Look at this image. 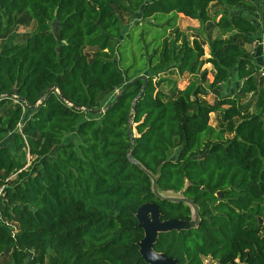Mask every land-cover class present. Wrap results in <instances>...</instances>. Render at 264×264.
<instances>
[{
	"label": "trees",
	"instance_id": "obj_1",
	"mask_svg": "<svg viewBox=\"0 0 264 264\" xmlns=\"http://www.w3.org/2000/svg\"><path fill=\"white\" fill-rule=\"evenodd\" d=\"M216 3L222 36L209 57L198 37L177 32L154 51L146 83L133 81L142 72L123 67L117 9L143 20L174 15L173 27L178 14L211 21ZM255 9L251 0H0L1 36L20 15L35 21L24 42L0 46V112L8 107L0 116V254L10 264H148L138 208L154 202L163 220L191 219L190 206L157 198L150 176L130 162L132 115L133 158L161 192H182L200 207L197 228L160 233L154 249L179 264H264V76L244 49L264 33L247 11ZM206 64L214 90L237 74L238 91L206 102ZM169 69L195 79L169 96L161 86L171 80L154 76ZM71 133L78 146L64 140Z\"/></svg>",
	"mask_w": 264,
	"mask_h": 264
},
{
	"label": "rangeland",
	"instance_id": "obj_2",
	"mask_svg": "<svg viewBox=\"0 0 264 264\" xmlns=\"http://www.w3.org/2000/svg\"><path fill=\"white\" fill-rule=\"evenodd\" d=\"M262 1L263 0H259V4L263 3ZM223 9L224 6L222 3L212 4L210 7L212 19L211 21L204 24L200 23L196 19H191L184 16L183 14H178V16L175 18L176 23L173 27H170V24H172L170 23V20H172L174 15L163 16L159 19L152 18L150 20H143V18L138 13H124L117 9V13L122 23L123 35L125 36L122 41V45L125 46V48H123V51L125 52L124 57H126V61H124L125 66L123 67L129 68L131 74L140 69V71L142 72L141 76L148 77L153 75V73L151 72L150 60L154 55V51L161 44L164 37H176L177 32L187 34L190 39H192L194 36L198 37L201 41L204 42L205 57H209L211 42L214 39L222 36L221 31L217 27V22L220 19L221 15L224 13ZM247 11L249 13L257 12V7L254 11ZM30 19L31 18L29 17V15L25 14L22 22H25L27 20L28 23H26L27 27L24 30L22 29V31H19V28L17 27L14 28L11 32L5 33L4 36H1L0 34V44L3 42H24L30 34L34 33L33 26L29 24ZM256 20L258 19L256 18ZM53 22L54 21H52V23ZM256 22L260 26H263L262 24H264V13L263 19L261 21L262 23L259 20ZM263 35L264 33L262 31L259 32V34L257 35L258 37H256L255 41L251 43L253 44V46L261 47L262 51ZM3 38L4 40H2ZM248 45L250 44H244V49L246 52H249L247 50L249 48ZM95 50V48H86V51L91 54ZM120 52L121 50H119L118 57L123 58V55ZM203 68H208L206 78L203 81L204 86H206L207 90L209 91L208 94L204 97V100L206 102L213 104L217 102L219 95H233L238 91L240 85L242 84V81L238 78L237 74H233V76L228 81L220 84L219 87L214 90L210 86L214 79L212 65L206 64ZM261 72H263L262 69ZM154 76L156 77V79L166 78L168 80H171L165 82L161 86V89L169 96L173 95L175 88L178 90L183 89L191 80L195 79V77L190 74H184L183 76H180L174 69H169L160 73H154ZM118 92L119 90H116L111 94L105 95L101 100L102 107L108 104L118 94ZM255 100L256 98L251 97V95H248L245 99V101L251 103L250 111H256V107L254 104ZM7 108L8 107H5L0 112V116H2L6 112ZM210 123L213 126H219V115L216 113H212L210 116ZM64 140L66 142L73 140L77 146L80 143V139L75 133L66 134ZM262 223L264 225V220ZM262 234L264 235V226L262 229ZM0 264H10V256L8 253L0 254ZM204 264L217 263L213 261V259L211 260L209 257L204 260ZM236 264L241 263L237 261Z\"/></svg>",
	"mask_w": 264,
	"mask_h": 264
},
{
	"label": "water",
	"instance_id": "obj_3",
	"mask_svg": "<svg viewBox=\"0 0 264 264\" xmlns=\"http://www.w3.org/2000/svg\"><path fill=\"white\" fill-rule=\"evenodd\" d=\"M142 79L147 80L146 76H139L133 81ZM124 91V90H123ZM123 91L121 93H123ZM119 94L118 97H120ZM141 95V91L139 93ZM138 98V97H137ZM137 98L133 101L132 112L135 109ZM31 109H35L36 106H30ZM103 111V109L101 110ZM127 130L131 138V146L127 151V156L130 162L136 164L144 172H146L152 180L153 193L163 201L174 202V203H185L190 206L192 215L190 220H181L171 218L167 220L162 219V213L159 205L154 202L142 204L136 213L139 227L144 231V237L139 242L140 253L144 260L148 264H179L178 259L168 256L166 253L158 252L154 249L155 243L160 233L170 232L172 230L183 231L197 228L200 225V207L190 197L183 195L182 192L166 191L161 192L157 185V177L147 170L139 161L135 160L132 156V148L134 145V135L132 131V115L129 118ZM217 195L222 198L223 192L220 191Z\"/></svg>",
	"mask_w": 264,
	"mask_h": 264
},
{
	"label": "crops",
	"instance_id": "obj_4",
	"mask_svg": "<svg viewBox=\"0 0 264 264\" xmlns=\"http://www.w3.org/2000/svg\"><path fill=\"white\" fill-rule=\"evenodd\" d=\"M251 2L257 7V12H251V16L253 18V20L255 21L256 18L261 22L262 19H263V13H264V0L262 1L263 3L259 4V0H251ZM25 17V15H20L18 16L17 18V21H16V26L15 28H19V31H22V29L24 30L26 27H27V20L25 22H22L23 18ZM256 17V18H255ZM27 18V17H26ZM256 20V21H258ZM255 21V22H256ZM257 23V22H256ZM262 23V22H261ZM29 24L33 26V28H35V25H34V20L30 19L29 21ZM258 24V23H257ZM264 26V24H262ZM261 32V31H260ZM259 34V33H258ZM257 34V35H258ZM256 35V37H258ZM255 37V38H256ZM1 40V39H0ZM4 40V38L2 39ZM2 44V43H1ZM0 44V46H1ZM248 51L252 54L253 58H254V62L257 66V68L260 70L261 68H263V71H264V54H263V51H262V48L261 47H258V46H253V44H250L248 45Z\"/></svg>",
	"mask_w": 264,
	"mask_h": 264
},
{
	"label": "built area",
	"instance_id": "obj_5",
	"mask_svg": "<svg viewBox=\"0 0 264 264\" xmlns=\"http://www.w3.org/2000/svg\"><path fill=\"white\" fill-rule=\"evenodd\" d=\"M262 46H263V54H264V35L262 36ZM261 69L263 70V68H261ZM261 74L264 76V71L261 72ZM16 98H17V97H15V101H16V102H19V100L16 99ZM18 126H19V129L21 130V127H22L21 123H19ZM1 191H2V190H0V193H1Z\"/></svg>",
	"mask_w": 264,
	"mask_h": 264
},
{
	"label": "flooded vegetation",
	"instance_id": "obj_6",
	"mask_svg": "<svg viewBox=\"0 0 264 264\" xmlns=\"http://www.w3.org/2000/svg\"><path fill=\"white\" fill-rule=\"evenodd\" d=\"M207 258H209V257H207ZM207 258H205V259H207ZM210 259L212 260V258L210 257Z\"/></svg>",
	"mask_w": 264,
	"mask_h": 264
}]
</instances>
